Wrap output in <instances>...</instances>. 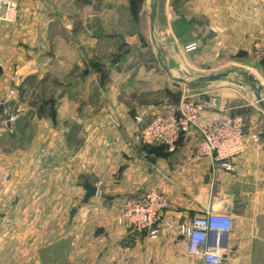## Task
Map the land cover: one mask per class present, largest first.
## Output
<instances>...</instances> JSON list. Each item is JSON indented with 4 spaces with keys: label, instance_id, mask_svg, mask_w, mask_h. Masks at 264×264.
<instances>
[{
    "label": "crops",
    "instance_id": "0c3cea01",
    "mask_svg": "<svg viewBox=\"0 0 264 264\" xmlns=\"http://www.w3.org/2000/svg\"><path fill=\"white\" fill-rule=\"evenodd\" d=\"M15 1L16 22H0V104L17 89L11 105L18 115L17 123L5 124L0 106V198L7 204L0 216V264H44V253L62 250L65 264L191 263L186 241L175 233L162 229L160 238L151 240L146 232L119 225L123 201L149 191L167 197L163 215L176 224L210 211L228 214L233 228L227 264H264V239L258 237L264 234L259 128L264 115L245 120L246 151L233 161L231 173L216 169L209 157H197L195 131L173 153L163 145L132 144L136 117L149 121L186 98H216L230 108L226 79L214 87H191L177 74L245 69L242 63L252 57L255 43L264 41V0H177L175 15L171 0L162 12L157 0L154 32L148 2L147 32L133 30L124 39L161 36L176 44L179 54L155 56L162 73L151 59L147 67L144 52L123 56L102 50L103 42L116 40L121 26H135L131 18L119 19L120 10L130 9L123 0ZM106 9L112 13L102 18ZM181 9L190 17L181 18ZM192 44H198L196 51H179ZM55 79L49 88L53 97L43 91L47 97L36 104L22 99L31 80L36 90ZM22 116L31 119L32 132L22 130ZM255 134L259 143L251 140ZM86 182L98 194L82 204Z\"/></svg>",
    "mask_w": 264,
    "mask_h": 264
},
{
    "label": "built area",
    "instance_id": "2783aa9c",
    "mask_svg": "<svg viewBox=\"0 0 264 264\" xmlns=\"http://www.w3.org/2000/svg\"><path fill=\"white\" fill-rule=\"evenodd\" d=\"M19 3L15 0H0V22L14 23L17 20ZM198 45H189L187 52L197 50ZM255 49L264 55V41L255 43ZM17 89H10L0 106L4 107V123L15 124L18 115L12 112V102ZM137 129L132 136L134 146L163 145L175 152L180 140L197 132L200 136L197 157H209L216 169L234 172L233 161L246 151L248 131L245 119L234 115L230 108L216 98H186L175 109L154 116L146 121L136 117ZM254 143L260 142L259 135L250 136ZM169 200L154 191L137 197L126 198L122 203L119 225H127L132 232H146L151 240L160 238L162 229L175 233L186 241L187 254L191 263L182 264H227L230 253V237L233 219L226 213L207 212L191 223L176 224L164 217ZM7 204L0 198V216Z\"/></svg>",
    "mask_w": 264,
    "mask_h": 264
},
{
    "label": "rangeland",
    "instance_id": "374dc122",
    "mask_svg": "<svg viewBox=\"0 0 264 264\" xmlns=\"http://www.w3.org/2000/svg\"><path fill=\"white\" fill-rule=\"evenodd\" d=\"M127 2L125 5L126 7H129V11L127 10H120V15L119 19L121 22L126 21L127 19L131 18L135 22V26L133 28L131 27L130 29L128 27H120V34H116V40L112 42H103L102 45V50L108 51V50H113L115 52V55H123V56H128L130 53H134V51L137 50V55H141V53L144 52V59H147V67H149L148 62L154 63L153 65L158 67L162 73V68H160V64L157 62V59L155 56L158 54L165 53L167 55H172L171 52L175 54H179L177 45L174 44L173 42H168L164 41V39L160 36L156 38V41H151L148 39V36H143V40L141 41H133V42H125V36H130L133 34V30H135L138 33H144L147 32V22H148V11H147V3L150 2V0H123ZM172 3H174V15L177 14V0H171ZM167 0H158L159 3V10L162 12L164 8L163 3H166ZM146 8V13H144V9ZM176 9V10H175ZM101 17L104 18L108 17V14L111 15L112 12L106 10L101 11ZM128 13L130 14V17H128ZM124 14V15H123ZM181 18H188L190 17L191 12H188L187 10L181 9L180 13H178ZM111 18V17H110ZM108 18V19H110ZM161 25V24H160ZM161 27V26H160ZM111 28L110 31H117V27H109ZM130 30V31H129ZM174 30V34H175ZM130 34V35H129ZM140 37V36H139ZM146 38V39H145ZM198 45V44H197ZM180 48L179 51L185 53H191L187 52L186 48ZM198 49V48H197ZM196 51V50H195ZM254 54V55H253ZM108 59V58H106ZM111 59V58H109ZM182 60L181 58H179ZM246 60V59H245ZM116 61V57H115ZM245 66L244 68H241L240 66L237 67H229L226 66L223 69L219 71H223L220 73H210L206 76L210 75H216V74H221V73H227L229 70H231L230 73V78L225 80L224 86L226 91L225 93L230 95L229 98H227V103L229 107L235 112L240 115H242L246 122L248 123V119H251L252 117L256 115H264V111L260 107L259 101H258V95H260L264 99V55L261 53L259 50L253 48V53L252 57H250L246 62L242 63ZM170 65H174V62L170 63ZM242 66V65H241ZM218 68V67H217ZM214 67V69H217ZM246 68H249L250 71H247ZM190 75L187 74H177L180 78L186 79L188 81H193L194 79L198 78L201 76V74L198 73H189ZM176 75V74H174ZM250 78H253L254 80H250ZM55 79L54 82L50 81L49 83H46L45 85H42L44 89H36L34 90L33 88V80H31L30 83V88L28 87L27 92L25 95H21L22 99L27 100L30 104H36L37 100L39 98H44L47 96L53 97V93H55L53 90L49 91V88L52 86H55L56 83ZM219 83V82H217ZM217 83H211L210 86L214 87L219 84ZM221 83V82H220ZM35 86V85H34ZM43 91L47 92V96ZM229 99V100H228ZM27 115V113L25 114ZM25 120V121H24ZM28 117H25L23 119V116L21 118V125H22V130H28L32 132V123L31 119L28 121ZM259 128L262 130L264 135V121L259 122ZM259 238L264 239V234L258 235ZM50 252H46L43 254V263L44 264H65V253L64 250L62 252L56 254H50ZM54 258V259H53ZM56 258V259H55Z\"/></svg>",
    "mask_w": 264,
    "mask_h": 264
},
{
    "label": "water",
    "instance_id": "95a60500",
    "mask_svg": "<svg viewBox=\"0 0 264 264\" xmlns=\"http://www.w3.org/2000/svg\"><path fill=\"white\" fill-rule=\"evenodd\" d=\"M151 3V16H150V21H151V30L154 32L155 31V27H156V3L157 0H150ZM164 29H159V32H164ZM165 71H167V73L170 75V71L164 66ZM3 75V68L0 65V76ZM230 76V73H221V74H216V75H210V76H200L196 79H194L193 81L187 82L186 80H182L183 83H185L188 86L191 87H201V86H205L211 83H216L219 81H222L224 79H228ZM250 80H254L253 78H250ZM259 99V104L260 107L262 108V110L264 111V99H261L262 97L260 95H258ZM2 110V108L0 109V111ZM86 195L84 197V200L82 202V204H86L87 202H89L92 198H95L98 194V188L89 184V183H84L83 186ZM77 213V210L74 209L71 212V220L74 219L75 215ZM227 213H231V209H228ZM99 232H102V229H100Z\"/></svg>",
    "mask_w": 264,
    "mask_h": 264
}]
</instances>
